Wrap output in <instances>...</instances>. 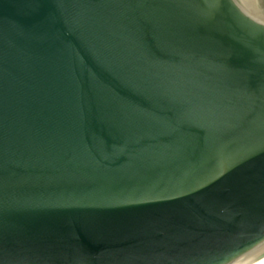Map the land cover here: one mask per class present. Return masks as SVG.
<instances>
[{"label":"water","instance_id":"water-1","mask_svg":"<svg viewBox=\"0 0 264 264\" xmlns=\"http://www.w3.org/2000/svg\"><path fill=\"white\" fill-rule=\"evenodd\" d=\"M263 249L264 0H0V264Z\"/></svg>","mask_w":264,"mask_h":264},{"label":"bare ground","instance_id":"bare-ground-1","mask_svg":"<svg viewBox=\"0 0 264 264\" xmlns=\"http://www.w3.org/2000/svg\"><path fill=\"white\" fill-rule=\"evenodd\" d=\"M263 251H264V249L261 250V251L259 252V254H260L261 252H263ZM254 256H256V255H255L252 251H250L249 253L245 254L242 258L238 259L234 264H241V263H243L244 261L253 258ZM253 264H264V257H263L262 259L256 261V262H254Z\"/></svg>","mask_w":264,"mask_h":264}]
</instances>
